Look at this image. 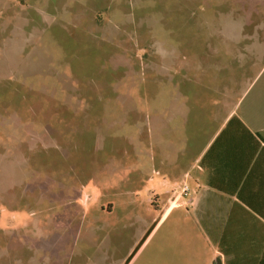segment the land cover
Returning <instances> with one entry per match:
<instances>
[{
    "label": "rangeland",
    "instance_id": "374dc122",
    "mask_svg": "<svg viewBox=\"0 0 264 264\" xmlns=\"http://www.w3.org/2000/svg\"><path fill=\"white\" fill-rule=\"evenodd\" d=\"M248 1L0 0V264H125L153 227L130 262L151 264L155 115ZM126 189L147 222L108 210Z\"/></svg>",
    "mask_w": 264,
    "mask_h": 264
},
{
    "label": "crops",
    "instance_id": "0c3cea01",
    "mask_svg": "<svg viewBox=\"0 0 264 264\" xmlns=\"http://www.w3.org/2000/svg\"><path fill=\"white\" fill-rule=\"evenodd\" d=\"M246 19V29H217L215 58L189 61L172 84L166 114L155 115L163 157L154 175L161 171L162 179L149 195L162 199L146 204L152 215L162 211L156 229L165 231L151 264H263L264 0L248 1ZM233 118L248 132L230 124ZM138 194L121 190L108 210L119 206L131 212L122 219L147 222L137 212Z\"/></svg>",
    "mask_w": 264,
    "mask_h": 264
},
{
    "label": "trees",
    "instance_id": "16d2710c",
    "mask_svg": "<svg viewBox=\"0 0 264 264\" xmlns=\"http://www.w3.org/2000/svg\"><path fill=\"white\" fill-rule=\"evenodd\" d=\"M230 124H235V125H237L238 127H241L242 129H244V130H246V131L248 132V129L246 128V126L244 125V123H243L240 119H238V118H233V119L230 121ZM226 130H227V129H226ZM142 241H143V240H142ZM142 241L140 242V244L142 243ZM140 244H139V246H140ZM139 246H138V247H139ZM138 247H137V248H138ZM137 248H136V249L133 251V253L127 258L125 264H129V262H130L132 256H133L134 253L136 252ZM263 264H264V259H263Z\"/></svg>",
    "mask_w": 264,
    "mask_h": 264
},
{
    "label": "built area",
    "instance_id": "2783aa9c",
    "mask_svg": "<svg viewBox=\"0 0 264 264\" xmlns=\"http://www.w3.org/2000/svg\"><path fill=\"white\" fill-rule=\"evenodd\" d=\"M182 191H183L184 194H187L188 191H189V188L187 186H185V187H183Z\"/></svg>",
    "mask_w": 264,
    "mask_h": 264
}]
</instances>
